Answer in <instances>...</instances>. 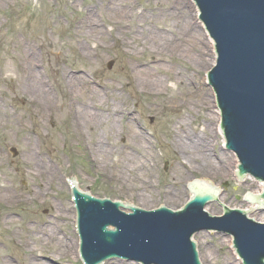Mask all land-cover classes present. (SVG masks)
Instances as JSON below:
<instances>
[{
	"label": "rangeland",
	"instance_id": "obj_1",
	"mask_svg": "<svg viewBox=\"0 0 264 264\" xmlns=\"http://www.w3.org/2000/svg\"><path fill=\"white\" fill-rule=\"evenodd\" d=\"M179 8L190 20L176 23L171 13L178 16ZM195 12L191 0H0V264H82L66 182L74 175L81 191L144 210L180 209L188 201V180L210 181L219 203L247 208V196L259 185L252 179L239 185L233 156L222 151V135L219 129L213 133L209 120L217 111L211 88H205L213 46L184 45L187 56L184 50L155 55L146 39L156 31L187 40L191 22L200 33ZM198 48L209 55L207 68L194 60ZM28 55L36 58L39 79L53 97L49 107L38 106L22 87ZM148 64L164 85L139 81L137 67ZM63 74L77 77V97L69 94ZM92 89L101 100L88 108L101 122H74L71 103L84 104ZM179 130L205 140L209 162L173 144ZM98 142L107 154L98 153ZM11 147L17 156L9 153ZM127 156L144 169L131 171ZM45 228L56 236L45 237ZM58 238L65 248L56 245ZM227 240L216 233L195 235L201 263L240 264ZM114 263L135 264H104Z\"/></svg>",
	"mask_w": 264,
	"mask_h": 264
},
{
	"label": "water",
	"instance_id": "obj_2",
	"mask_svg": "<svg viewBox=\"0 0 264 264\" xmlns=\"http://www.w3.org/2000/svg\"><path fill=\"white\" fill-rule=\"evenodd\" d=\"M194 2L215 44L217 61L207 78L221 112L226 149L239 160V177L248 173L264 182V0ZM209 70L205 72V88H210L206 83ZM223 144L222 138V151H226ZM75 176L66 177V182L77 237L69 192V182L73 180L71 183L75 184ZM239 185H244V180ZM187 187L188 200L193 193L194 197L179 212L165 207L147 212L119 202L93 199L72 187L79 252L84 264H100L115 258L142 264H200L190 238L203 230L232 235L243 264H264V225L248 220L240 211L228 209L222 217H209L203 208L215 199L213 192L217 189L210 186V181L191 182ZM248 204L250 209L240 210H247L251 219L264 222V211H256L259 205L251 198ZM223 207L227 203L217 201L207 204L205 210L219 216ZM108 226L115 230H108Z\"/></svg>",
	"mask_w": 264,
	"mask_h": 264
},
{
	"label": "bare ground",
	"instance_id": "obj_3",
	"mask_svg": "<svg viewBox=\"0 0 264 264\" xmlns=\"http://www.w3.org/2000/svg\"><path fill=\"white\" fill-rule=\"evenodd\" d=\"M111 1L114 3V0H111ZM109 9L115 10L116 6L114 4H112V6ZM176 11H177L176 13L178 16L174 15V13L172 12L171 17L173 19H175L177 24H181V23H183V21L185 22V20H190L189 17L187 18L186 13L184 12L183 9L179 8V9H176ZM196 13L197 12H195L194 14H196ZM91 15H92L91 12H89L87 17H86V20L88 23H90L92 20L90 17ZM180 21H181V23H180ZM197 25L201 28L202 31L199 33L197 31V29H195L196 22L189 23L187 30H188V34H191L190 35L191 37H189L187 40L183 39L181 42L179 41V39H177V38H179V36H173L172 37V35H171V37L168 38L166 36V34H162L160 32L153 31V33H151V34L149 33L147 35L146 39L150 40L151 41L150 44H152L153 46L155 45L154 48L157 50L156 51V50L150 49V53L155 54V55H159L160 54L159 52L166 50V51L170 52L171 54H174V53L176 54V53H179V51L182 50L181 52H183V50H184V53L186 55V53L188 52V49L184 45L190 46L192 44V46H194V45H199L200 43L204 47H206L208 45L210 48H212V45H213L212 41L208 38V36L205 33L204 29L202 28L201 24H197ZM90 31L94 32L95 29H91ZM190 31H191V33H190ZM205 44H206V46H205ZM208 51H210V50H208ZM196 52L198 53V57H197V59H194L195 62L197 64L203 63L204 66L208 65V63H206V61L204 59L209 58V55L207 53H205V51L201 50L200 48H198L196 50ZM213 55H214V53H213ZM25 59H26V64L27 65L30 64V67H28V69H27L28 78L26 79V82L23 84L22 87L24 90L33 93L35 100H38L36 102L38 106L40 105V103H42L41 104L42 106H44L46 104V106L49 107L50 106L49 104H50L51 100L53 99V97H52L49 89L46 88L44 82L39 79L40 73H39V71H37L35 69L37 66L36 58H34V55H28L25 57ZM191 60H193V59H191ZM212 62L214 63L213 56H212V59H210V63H212ZM150 65H152V64H148L147 66L143 65L144 67H141L142 69H138V67H137L136 75L140 79L139 81L142 82L143 84L145 83L147 86H150V87H153V86L160 87L162 84L164 85L165 82H162L161 79L157 78L156 75H154V70L150 69ZM207 67L208 66H206V68ZM62 78H63L64 82L67 84V89L69 91V94L71 95L72 98H74V95H75L74 94V89H75L74 86L79 84L77 82V77H70L68 75L63 74ZM78 79H79V77H78ZM88 95H89L88 100H86L84 102V104H82V105L81 104H77V105L74 104L72 106V103H71L70 115H71L73 121L76 123H79V124L81 123V121L85 122L87 124H94V123L98 124L101 122L103 117L98 113H94V112L89 111L88 105H93L92 103L100 101L101 100L100 99V93H99V91L92 89ZM207 95L208 94H203L204 99H208ZM75 97H77V95H75ZM91 99L94 101H91ZM209 120H210L211 124H213V128H214L213 133L216 135L217 131H218V125H219L218 112L215 111L213 116H209ZM183 121H182V123H183ZM179 129H181V128H179ZM179 131H181V130H179ZM179 131H177L175 133V135L173 136L174 137L173 144L175 143L178 147H181L182 149L185 148L186 150H190L194 155L197 154V156H195L196 158L201 159L202 161H205V162H209V159L207 156V150L205 148V144H206L204 142L205 140H202V143L200 142L202 139V138L200 139V137L197 138V140H192L188 137V133H186L184 131H181V132H179ZM205 131L207 132L208 129ZM218 133L221 134L220 130ZM95 147H96L95 149H97L98 153L101 155H105L108 152V150H106L105 146H102L100 142H98L95 145ZM199 149H201L200 150L201 152H199ZM197 152H199V153H197ZM224 156L227 159V157H226L227 155L224 154ZM231 156H233V155L231 154ZM127 157H128L127 162L131 163V165H132L131 171H133L135 173V172H139L141 169H144L143 163L139 159H137L135 157H130V156H127ZM123 162L126 163L125 161H123ZM233 164L236 166V161H235L234 156H233ZM209 165L211 167V164H209ZM235 166H234V168H235ZM132 178H133V181L136 178L137 180H139L140 182H142L145 185H147L149 183V181L145 182V180H143L142 177L133 176ZM197 181H205V180H195V181L188 180L189 184L191 182H197ZM258 185H259V188H258L257 192L254 193L256 195L260 194V192H261L260 184H258ZM210 186L213 187L211 184H210ZM254 194H251V195H254ZM5 199L10 200V197L8 195H5ZM247 202H248V200H247ZM246 209H250L249 204H248ZM39 231H42V230L40 229ZM39 233H40V235L44 234V232H39ZM56 234H57V232L50 230V231H48V233L45 237L49 236L48 238H54L56 236ZM226 242L228 245H230V239L229 238ZM61 243H62L61 246H64V248H65L66 244L63 243V241L60 238H58L56 240V245L59 246ZM76 245H77V243H76ZM59 256H62V255H59ZM37 264H46V263L37 262ZM114 264H117V263H114Z\"/></svg>",
	"mask_w": 264,
	"mask_h": 264
}]
</instances>
